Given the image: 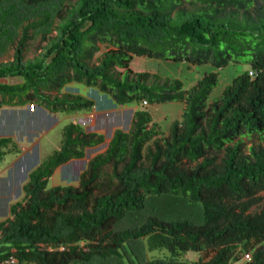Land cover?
<instances>
[{"label": "trees", "instance_id": "16d2710c", "mask_svg": "<svg viewBox=\"0 0 264 264\" xmlns=\"http://www.w3.org/2000/svg\"><path fill=\"white\" fill-rule=\"evenodd\" d=\"M37 36L45 45L25 60ZM9 49L11 61L0 64V110L92 111V100L62 94L71 83L96 88L116 106L184 109L165 137L145 108L136 110L129 131H114L77 187L49 188L58 167L104 141L66 124L59 149L28 175L22 200L0 222V264L131 255L136 264H234L246 254L245 264H264V0H0V56ZM135 56L216 71L185 89L178 79L133 72ZM240 63L249 69L208 103L217 70ZM245 138L259 142L246 149ZM7 152L19 149L0 138V164ZM127 215L135 223L124 229ZM127 242L133 246L123 248ZM153 251L162 257L146 259ZM189 252L200 256L187 260Z\"/></svg>", "mask_w": 264, "mask_h": 264}, {"label": "rangeland", "instance_id": "374dc122", "mask_svg": "<svg viewBox=\"0 0 264 264\" xmlns=\"http://www.w3.org/2000/svg\"><path fill=\"white\" fill-rule=\"evenodd\" d=\"M55 33H52V36ZM45 42L41 36L30 41L25 53V60L35 58ZM13 49H9L5 55L0 56V64L11 61ZM130 69L133 72H150L158 74L162 79H178L183 82L184 88L188 89L200 79L204 73L216 71L211 65L193 66L186 62H172L145 57H134ZM249 69L246 64H229L217 70L218 83L209 95L208 103L221 95L223 89L229 85L232 79ZM2 82L15 83L18 79H7ZM62 94L80 95L95 102L90 112L78 113H50L35 104H27L23 107H3L0 110V138H10L19 149L18 153H8L0 164V222L10 218V206L21 201L24 192L23 186L28 181V175L48 156L52 155L60 147L62 128L68 123H77L87 133H96L104 137L103 143L85 150V156L79 160H71L58 167L48 181V187L73 186L77 187L80 175L85 171L88 162L97 154L103 153L115 130L128 132L133 120L134 112L145 108L151 118L152 124H156L160 136H167L172 122L181 119L184 109L183 103L169 102L155 105L130 104L116 106L109 96L100 93L96 88H87L81 84L71 83L62 89ZM86 121V122H85ZM246 149L257 144L258 139L245 138ZM8 151V149H7ZM222 156H218V162ZM193 167L194 165H185ZM264 195V194H261ZM149 210L143 211L137 216L138 220L148 216ZM134 218L127 215L119 226L128 228L134 225ZM134 242L125 243L133 246ZM144 247V245H143ZM162 252H147L146 259L162 257ZM196 253L189 252L187 260H195ZM202 256H204L202 254ZM208 257V256H204ZM239 262L245 264L244 255ZM130 261V262H128ZM136 258L131 255L129 260L107 259L104 261L91 262L89 264H136Z\"/></svg>", "mask_w": 264, "mask_h": 264}, {"label": "built area", "instance_id": "2783aa9c", "mask_svg": "<svg viewBox=\"0 0 264 264\" xmlns=\"http://www.w3.org/2000/svg\"><path fill=\"white\" fill-rule=\"evenodd\" d=\"M143 105L146 106V105H147L146 102H143ZM85 122H86V121H85ZM244 258H245L246 260H250V256H249V254H246V255L244 256Z\"/></svg>", "mask_w": 264, "mask_h": 264}, {"label": "crops", "instance_id": "0c3cea01", "mask_svg": "<svg viewBox=\"0 0 264 264\" xmlns=\"http://www.w3.org/2000/svg\"><path fill=\"white\" fill-rule=\"evenodd\" d=\"M12 108H16V107H12Z\"/></svg>", "mask_w": 264, "mask_h": 264}]
</instances>
